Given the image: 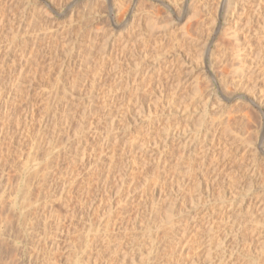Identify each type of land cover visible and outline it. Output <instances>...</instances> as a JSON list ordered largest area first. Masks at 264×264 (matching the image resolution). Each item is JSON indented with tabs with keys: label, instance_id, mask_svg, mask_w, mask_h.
I'll return each instance as SVG.
<instances>
[{
	"label": "rangeland",
	"instance_id": "obj_1",
	"mask_svg": "<svg viewBox=\"0 0 264 264\" xmlns=\"http://www.w3.org/2000/svg\"><path fill=\"white\" fill-rule=\"evenodd\" d=\"M116 3L0 0V264H264V0Z\"/></svg>",
	"mask_w": 264,
	"mask_h": 264
},
{
	"label": "bare ground",
	"instance_id": "obj_2",
	"mask_svg": "<svg viewBox=\"0 0 264 264\" xmlns=\"http://www.w3.org/2000/svg\"><path fill=\"white\" fill-rule=\"evenodd\" d=\"M107 1V3L109 4V9L113 12V11H115V9L117 8L116 7V1L117 0H106ZM118 10V9H117ZM232 16H233V14H232ZM130 19L129 18H127L126 19V22L127 21H129ZM238 24H240V23H238ZM244 27V26H243ZM240 28V27H239ZM236 29H237V27H236ZM235 29V30H236ZM241 29V28H240ZM244 29V28H243ZM241 31H242V29H241ZM238 32V31H237ZM232 34V33H231ZM234 35V34H233ZM241 38V37H240ZM241 40V39H240ZM240 42V41H239ZM215 43V42H214ZM105 44V43H104ZM108 44V43H107ZM238 45V44H237ZM25 46V45H24ZM126 46V45H125ZM236 50V49H235ZM238 50V49H237ZM236 50V51H237ZM22 52V51H21ZM25 52V51H24ZM235 54V53H234ZM237 54V53H236ZM25 56V55H24ZM236 57V56H235ZM239 59H241L240 57H239ZM11 69V68H10ZM24 70V69H23ZM4 71H5V69H4ZM7 73V72H6ZM243 73V72H242ZM240 74V73H239ZM1 77V76H0ZM237 78V77H236ZM236 80V84H237V86L238 87H240V86H242V87H240V88H242V90H243V86H246V80H245V77L244 76H240L238 79H235ZM6 82V81H5ZM235 87H236V85H235ZM237 88V87H236ZM4 89V88H3ZM226 90V89H225ZM224 90V91H225ZM246 91H247V88L245 89ZM1 91V94H2V91L3 90H0ZM6 91V90H5ZM227 91H229L228 89H227ZM239 91V90H238ZM7 92L8 91H6L5 93H6V95H7ZM10 92V91H9ZM8 92V93H9ZM233 92V91H232ZM4 93V92H3ZM4 93V94H5ZM3 94V95H4ZM242 94V93H241ZM5 95V96H6ZM248 95V96H247ZM1 96V95H0ZM8 97H9V94L7 95ZM239 96V95H238ZM247 96V97H246ZM246 100L249 102V104H250V106L251 105H253V106H255V108H257L259 111H261L263 114H264V96L262 95H258L257 94V92H255L254 90H252V91H247V93H246ZM3 96H1V98H2ZM9 98H11V97H9ZM240 99V98H239ZM238 100V99H237ZM236 100V101H237ZM3 101V106H0V107H2V108H0V119H2V122H1V125H0V141L1 140H3V139H6L7 137H9L10 138V140H11V143H13L14 142V140H13V134L10 132V130L11 129H13V127L11 128V123H12V121H15L14 120V118L16 117V118H18V117H20V116H18V107H17V99H8L7 97H5L4 98V100H2ZM1 101V102H2ZM239 101V100H238ZM243 101V100H242ZM245 101V100H244ZM243 101V102H244ZM22 103V102H21ZM220 103H222V102H220ZM245 104H246V102H245ZM219 105H221V104H219ZM223 105V104H222ZM22 106V105H21ZM249 106V107H250ZM20 107V106H19ZM34 107V106H33ZM218 110V109H217ZM221 110H222V108H221ZM30 112L29 111H27L26 113H24L25 114V116H23L25 119H26V121L27 120H29V119H27V114H29ZM31 113H33L32 111H31ZM37 113V112H36ZM23 114V115H24ZM30 115V114H29ZM33 115H35V114H33ZM18 116V117H17ZM30 117V119L32 120V118H34L32 115H30L29 116ZM15 118V119H16ZM221 119V118H220ZM16 120H19V119H16ZM22 120H23V118H22ZM21 120V121H22ZM31 120H30V122H31ZM36 120V119H35ZM203 121V120H202ZM202 121H200V122H202ZM29 122V123H30ZM199 122V123H200ZM209 122V121H208ZM235 122V121H234ZM26 123V122H25ZM35 123V122H34ZM205 123V122H204ZM214 124H215V122H213ZM213 123L211 124V125H213ZM220 124L218 125V126H220L221 124H223L224 123V121H223V123H222V120H221V122H219ZM227 122H225L223 125H225L224 127H223V129L224 128H229L228 127V124H226ZM32 124H33V122H32ZM216 124H218L217 122H216ZM231 124H232V122H231ZM18 125V124H17ZM204 125H209L208 123H206V124H204ZM222 125V126H223ZM233 125H234V123H233ZM249 125V127H250V124H248ZM259 125H260V123H259ZM13 126V125H12ZM34 126V125H33ZM227 126V127H226ZM264 126V125H263ZM24 128H25V126H24ZM164 128V127H163ZM204 128H206V127H204ZM208 128H210V126H208ZM233 128V127H232ZM211 129H212V127H211ZM215 128H213V130H214ZM222 129V130H223ZM227 129H224L225 131L227 130ZM231 129V128H230ZM250 129V128H249ZM257 129V128H256ZM15 130V129H14ZM164 130V129H163ZM217 130V129H216ZM229 130V129H228ZM227 130V131H228ZM17 131H19L18 130V128H17ZM209 131H210V129H209ZM209 131H208V133H209ZM212 131V130H211ZM22 132H24V131H22ZM22 132H20V133H22ZM213 132V131H212ZM216 132V131H215ZM215 132H213V133H215ZM261 132V131H260ZM11 133V134H10ZM13 133H14V131H13ZM204 133V132H203ZM212 133V134H213ZM216 133H219V132H216ZM221 133V132H220ZM18 134V133H17ZM15 135V134H14ZM214 135H216V134H214ZM219 135V134H218ZM222 135V134H221ZM207 136H208V134H207ZM213 137V136H212ZM219 137H220V135H219ZM222 137V136H221ZM15 138H16V136H15ZM166 138V137H165ZM165 138H164V140H165ZM253 138V137H252ZM261 138H263L262 136H261ZM167 139V138H166ZM212 139V138H211ZM213 139H215L214 137H213ZM255 140V139H254ZM259 140V139H258ZM3 141H5V140H3ZM16 141V140H15ZM163 141V140H162ZM159 142V141H158ZM167 142V141H166ZM212 142H213V140H212ZM212 142H211V144H212ZM160 143V142H159ZM158 143V144H159ZM162 143V142H161ZM8 144V143H7ZM163 144H165V143H163ZM162 144V145H163ZM167 144V143H166ZM169 144V143H168ZM259 146H264V139H262V140H260L259 141ZM5 146H6V144H5ZM206 146V145H205ZM204 147V146H203ZM212 147V146H211ZM7 148V147H6ZM87 146H84L83 147V149H82V153H83V158H82V160H83V162H87ZM0 149H2V147L0 146ZM13 149V148H12ZM89 149V148H88ZM194 149H196V148H194ZM200 149V148H199ZM209 149V148H208ZM208 149H206V151H208ZM184 150H187V148L185 147V149ZM192 150V149H191ZM239 150V149H238ZM195 151V150H194ZM213 147H212V150L209 152V153H212L213 154ZM154 152V151H153ZM196 152H197V149H196ZM199 152H201L200 150H199ZM7 153H8V151H7ZM6 153V154H7ZM191 153H193V151L191 152ZM187 154V153H186ZM203 155H204V152L202 153ZM205 154H206V152H205ZM87 155V156H86ZM150 155H153V154H150ZM190 155V154H189ZM194 155H195V153H194ZM193 155V156H194ZM191 156V155H190ZM196 156V155H195ZM194 156V157H195ZM210 156V155H209ZM153 157H154V155H153ZM157 157V156H156ZM206 157V156H205ZM89 158V157H88ZM112 158V157H111ZM155 158V157H154ZM6 158H3L2 159V161H3V163L5 162L4 160H5ZM9 159V158H8ZM8 159H7V161H8ZM165 159V158H164ZM206 159H208V157L206 158ZM206 159H204V160H206ZM1 161V162H2ZM55 161V160H54ZM53 161V164H52V162L50 161V164L48 165V167H46V169L48 170L49 169V171H50V168L51 167H54L53 165L55 164V162ZM92 161V160H91ZM91 161H90V163H91ZM163 161V160H162ZM82 162V163H83ZM89 163V162H88ZM1 164L2 163H0V168L2 169V167H1ZM6 163H4V165H5ZM3 165V164H2ZM89 165V164H88ZM45 167V166H44ZM4 168H6V167H4ZM3 168V170H2V173L3 172H5L4 169ZM73 168V167H72ZM190 168V167H189ZM39 169V168H38ZM188 169V168H187ZM37 170V169H36ZM55 170V169H54ZM74 170V169H73ZM76 170V169H75ZM189 170V169H188ZM191 170V169H190ZM189 170V171H190ZM193 170V169H192ZM191 170V171H192ZM54 172V171H53ZM57 172V169H56V171H55V173ZM75 172V171H74ZM2 173H0L1 174V176H0V183H2V178H3V175L4 174H2ZM189 173V172H188ZM215 173V172H214ZM49 174H51V173H49ZM73 174V173H72ZM191 174V173H190ZM36 175V174H35ZM45 175H47V174H45ZM145 175V174H144ZM49 176V175H48ZM74 176V175H73ZM187 176V175H186ZM189 176V175H188ZM45 177V176H44ZM109 174L107 175V177H106V180H105V183H107L108 184V181H109ZM47 178V176L45 177V179ZM103 178V177H102ZM187 178V177H186ZM4 179V178H3ZM43 179V178H42ZM44 179V182L45 181H47V180H45ZM48 179V178H47ZM99 179V178H98ZM101 179V178H100ZM188 179H189V177H188ZM102 180V179H101ZM146 180V179H145ZM100 181V180H99ZM188 181V180H187ZM67 182V181H66ZM101 182V181H100ZM184 183V182H183ZM63 185H64V183H63ZM107 186V185H106ZM104 187V186H103ZM63 190V189H62ZM68 190V189H67ZM144 191V190H143ZM3 192L4 191H0V203L2 202V197H3ZM246 198V197H245ZM256 199H258V200H261L262 202H263V204H264V189H263V187H262V189H261V191L259 192V194L257 195V197H256ZM252 201V200H251ZM152 202V201H151ZM166 202V201H165ZM146 203V202H145ZM145 206V205H144ZM208 206V205H207ZM109 213H110V211H109ZM169 214V213H168ZM110 215V214H109ZM113 216V215H112ZM168 216V215H167ZM113 218V217H112ZM170 217L168 216V219H169ZM195 219V218H194ZM117 220V219H116ZM243 221V220H242ZM241 221V222H242ZM168 222V221H167ZM170 222V221H169ZM168 222V223H169ZM211 228V227H210ZM108 229V228H107ZM211 229H213V228H211ZM185 231V230H184ZM107 232V231H106ZM108 235H111V234H109V233H107ZM0 236H1V234H0ZM3 238V237H2ZM110 238H111V236H110ZM110 238H107V241L110 239ZM113 238V237H112ZM109 242H110V240H109ZM122 243V242H121ZM110 244V243H109ZM123 245V244H122ZM109 248H112L111 247V244H110V246L109 245H107ZM117 246V245H116ZM114 247V246H113ZM120 246V244L118 245V247H116V248H113V250H114V252H116V251H119V250H122L123 249V247H121ZM263 247V246H262ZM108 248V249H109ZM119 249V250H118ZM130 249V248H129ZM125 250H126V248H125ZM125 250H123V251H125ZM112 251V250H111ZM128 251V250H127ZM113 252V251H112ZM127 253V252H126ZM128 254V253H127ZM116 256V255H115ZM119 256V255H118ZM121 256V255H120ZM110 258V257H109ZM117 259V258H116ZM182 259V258H181ZM173 261V260H172ZM185 261V260H184ZM183 261V262H184ZM190 261V260H189ZM172 264V263H171Z\"/></svg>",
	"mask_w": 264,
	"mask_h": 264
}]
</instances>
